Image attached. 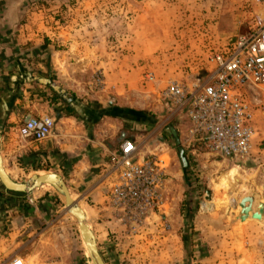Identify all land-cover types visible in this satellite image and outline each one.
Wrapping results in <instances>:
<instances>
[{
	"label": "rangeland",
	"instance_id": "obj_1",
	"mask_svg": "<svg viewBox=\"0 0 264 264\" xmlns=\"http://www.w3.org/2000/svg\"><path fill=\"white\" fill-rule=\"evenodd\" d=\"M216 1L57 0L32 11L38 15L32 20L41 26L43 40L59 65L56 68L50 63L52 83L67 95L62 99L54 94L53 98L47 96L49 101L45 103L36 102L50 111L33 117L57 119L49 140L38 143L21 137V128L32 116L17 125L11 146L2 153L9 177L19 183L45 174L62 177L60 169L46 167L49 160L45 164L37 160L50 147L44 143L58 137L61 128L67 135V151L76 157L82 152L80 147L96 143L99 136L95 134L99 132L100 143L105 148L112 146V152L119 150L123 140L134 139L141 144L143 154L158 156L167 167L164 204L150 212L142 226L125 227L112 218L109 210V222L96 225L95 213L68 187L73 200L80 209L83 207L105 264H219L220 260L249 264L251 256L243 251L250 248L258 252V264H264V134L260 117L259 136L250 157L222 159L204 153L192 157L183 147L188 163L185 168L179 152L182 146L170 131L175 129L182 140L184 123L170 116L159 100L170 81L188 83L211 71L210 57L225 52L233 42L227 40L220 48L208 44L203 28L211 22L204 16ZM237 1L228 0L225 5L234 6ZM244 1L251 22L255 20V4ZM200 41L197 48L195 43ZM58 98L63 102L56 101ZM77 101L82 112L94 104L102 113L93 130L86 132L75 126L81 123L77 116L82 113ZM69 107L75 110L73 114L68 112ZM121 109L126 113L120 117ZM29 143L36 145L38 152L28 150ZM31 158L36 161L29 163ZM232 170L236 173L229 177ZM0 194L5 197L4 207L9 205V198L14 206L13 210L5 207L0 264H10L16 256L25 264H93L76 220L53 185L19 196L6 192L0 183ZM34 218L39 221L34 222ZM249 225L253 227L250 234L257 238L239 240L243 227ZM221 250L224 256H219L217 251Z\"/></svg>",
	"mask_w": 264,
	"mask_h": 264
},
{
	"label": "built area",
	"instance_id": "obj_2",
	"mask_svg": "<svg viewBox=\"0 0 264 264\" xmlns=\"http://www.w3.org/2000/svg\"><path fill=\"white\" fill-rule=\"evenodd\" d=\"M210 63L211 71L188 83L170 81L159 100L170 116L184 123L180 145L192 157L204 153L247 159L259 136V117L264 134V20L225 52L212 55ZM56 126V117H29L20 135L41 143L53 136ZM141 147L137 140L125 139L118 151L109 153L115 179L108 207L112 218L125 227L142 226L148 214L164 204L165 161L143 154ZM10 264L25 262L16 256Z\"/></svg>",
	"mask_w": 264,
	"mask_h": 264
},
{
	"label": "crops",
	"instance_id": "obj_3",
	"mask_svg": "<svg viewBox=\"0 0 264 264\" xmlns=\"http://www.w3.org/2000/svg\"><path fill=\"white\" fill-rule=\"evenodd\" d=\"M55 1L57 0H0L1 154L5 153V148L8 150L9 146H11L9 142H11L14 130L18 128L17 125L21 123L22 119L49 113L50 110L45 104L38 107L36 102L45 103L49 101L47 96L53 98L54 94H57L58 97H63L62 99L66 98V91L53 84L50 77V63L51 66L53 64L56 68L59 66L55 59V53L51 54L50 49H48L49 46L43 40L44 35H41V26H37L32 20L38 16L37 13L32 12L33 10L38 9L37 7L45 2ZM227 2L228 0H217L213 7L210 5V8L207 9L209 13L204 16L210 19L211 22L210 25L203 28L208 33V44L213 45L215 48L222 47L227 40L234 41L247 29L251 30L258 25L259 21L264 20V1H251L252 5L255 4V6L253 5L254 14H252V18L255 20L251 22L249 20L251 15L244 11V0H238L234 6L231 4L225 5ZM195 44L198 45L197 48L201 47V41ZM193 48L195 47L193 46ZM49 57H51V61ZM48 91L51 93L49 94ZM62 99L58 98L56 101L63 102ZM50 101L52 102V100ZM57 105H60V103ZM78 107L81 110V107ZM90 110L92 115L88 116H90L92 121H87L84 117L77 116L81 119V123L74 124L79 127V130L91 131L92 128L94 129L95 123L101 119V114L94 108V104L93 106L91 105ZM112 112L115 113L117 111ZM118 112L121 113L120 117L124 116L122 115L123 113H126L123 109L118 110ZM97 118L99 119L97 120ZM70 122L73 123V121ZM65 133L64 128H61L58 137L54 136V139L44 143L46 146H50L44 153L42 151L41 155H45L43 157L46 158L41 156L37 160L38 162L44 160V164L49 160V163L45 164L48 169H60L62 177L70 190L77 193L86 207L95 213L94 223L96 225L106 224L108 221L107 210H109L108 194L113 187L115 179L110 173L109 153L115 149L112 146H109V148L103 147L100 143V133L96 132L95 135L99 136L96 143L89 147H80V152H82L80 156L76 157L72 155L73 153L67 151L68 146L65 144L67 140H64L67 137ZM109 133L111 134L112 131H109ZM29 144L28 150L35 153L38 152L36 151L38 150L36 145ZM35 153L31 154L36 156ZM32 161H36V159H29V163ZM4 200L5 197L0 194V248L4 243L2 227L4 222L7 221L4 218L5 209H14L12 208L14 206L11 205L13 201L11 198L6 199L9 202V205L5 206L6 208L4 207ZM242 220L247 222L244 221V218ZM33 221L36 222L39 219L34 218ZM243 228V236L239 240L250 241L257 238L258 235L253 236L250 234L253 231L251 225ZM217 252L219 256H224V251ZM243 252L251 256L248 259L250 261L249 264H255V261L258 264V255L255 256L258 253L257 251L250 248ZM219 264L231 263L227 260L223 262L220 260Z\"/></svg>",
	"mask_w": 264,
	"mask_h": 264
},
{
	"label": "water",
	"instance_id": "obj_4",
	"mask_svg": "<svg viewBox=\"0 0 264 264\" xmlns=\"http://www.w3.org/2000/svg\"><path fill=\"white\" fill-rule=\"evenodd\" d=\"M170 131L172 132V134L176 138L177 144L179 145L180 140L178 139V135H177L176 130L171 128ZM1 140H2V137H1V132H0V180H1V183H2L6 192L28 194V193L33 192L35 190V188L37 187V185L41 186L45 183H51L49 181L51 179H49V178H45V181H44V179H42L41 182H39V183H38V181H39L38 180L37 183L33 184L32 186H29L27 182L16 183L15 181H13L5 173V170H4L3 160L1 158L2 157ZM179 152H180V156H181L182 163H183L184 167H187L188 163L184 157V150L180 146H179ZM56 176H57V180H59L60 183L59 182L57 184L51 183V185H53V187H55L57 192L63 198L67 210H69V212L74 217L77 218V221H78V224L80 227V234L82 235V238H83L85 244L87 245V249L89 251V254L91 255V258H92L94 264H105L103 257L101 256V253L99 251V247L97 244L96 237L93 234V232L89 229V227L85 224L84 218H83L82 213H81L79 206H78L79 205L78 202H76L75 200L72 199L69 188H68L67 184L65 183V181L63 180V178L61 177V175H56Z\"/></svg>",
	"mask_w": 264,
	"mask_h": 264
},
{
	"label": "bare ground",
	"instance_id": "obj_5",
	"mask_svg": "<svg viewBox=\"0 0 264 264\" xmlns=\"http://www.w3.org/2000/svg\"><path fill=\"white\" fill-rule=\"evenodd\" d=\"M2 158V157H1ZM3 160V159H2ZM4 166V165H3ZM4 170H5V168H4ZM5 173L7 174V172H6V170H5ZM235 173H236V170H232L231 171V173H230V175H229V177L230 176H234L235 175ZM8 175V174H7ZM56 175H59V174H45V175H40V176H35V177H32L31 178V180L29 181V182H27L28 183V185L29 186H32L33 184H35V183H37V181H38V183L39 182H41V180L42 179H44V181H45V178H49V179H51V180H49L51 183H60V181L59 180H57V176ZM9 176V175H8ZM229 177H225V179H228ZM53 180V181H52ZM0 182H1V180H0ZM16 183H19V182H16ZM51 183H45V184H43V185H41V186H38L37 185V187L35 188V190L34 191H36L37 189H39V188H41V187H43V186H45V185H51ZM33 191V192H34ZM71 194V193H70ZM72 197V196H71ZM73 199V198H72ZM79 206V205H78ZM258 204H256V206L254 205V208H255V211H258L259 210V208H258ZM80 209V208H79ZM69 210H67V212H68ZM80 211H81V213L83 212L82 211V209H80ZM69 214L76 220V222H77V224H78V221H77V218L76 217H74L70 212H69ZM84 213H82V216H83V218H84V215H83ZM242 217H243V213H242ZM242 217H241V219H242ZM84 221H85V224L89 227V229L91 230V228H90V226L87 224V222H86V218H84ZM78 226H79V224H78ZM79 231H80V227H79ZM92 231V230H91ZM93 232V231H92ZM94 234V233H93ZM81 235V234H80ZM81 237H82V235H81ZM82 240H83V238H82ZM83 242H84V240H83ZM84 245H85V247L87 248V245L85 244V242H84ZM87 252H88V255H89V257L91 258V255L89 254V251H88V249H87ZM91 260H92V258H91ZM92 263L94 264V262H93V260H92Z\"/></svg>",
	"mask_w": 264,
	"mask_h": 264
},
{
	"label": "trees",
	"instance_id": "obj_6",
	"mask_svg": "<svg viewBox=\"0 0 264 264\" xmlns=\"http://www.w3.org/2000/svg\"><path fill=\"white\" fill-rule=\"evenodd\" d=\"M80 101H77V103H78V106H80V103H79ZM79 108V107H78ZM80 109V108H79ZM74 109L72 108V107H69L68 108V112L70 113V114H73L74 113ZM92 115V113H91V111L89 110V109H87V108H85V110H84V112H82L81 113V116L82 117H84L86 120H90V121H92L91 120V118H90V116H88V115ZM108 114H110V115H114V114H111L110 113V111H108ZM93 116H95V115H93ZM101 116H102V113H101V115H100V118H101ZM96 117V116H95ZM99 118H97V120H98ZM128 138V137H127ZM188 167V166H187ZM187 167H185V168H187ZM11 195H19V196H24V195H26L25 193H15V192H9Z\"/></svg>",
	"mask_w": 264,
	"mask_h": 264
}]
</instances>
